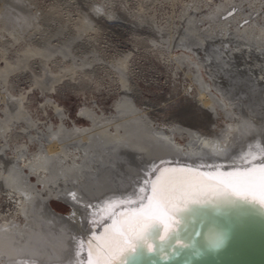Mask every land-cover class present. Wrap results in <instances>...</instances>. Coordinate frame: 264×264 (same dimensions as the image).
<instances>
[{
  "label": "bare ground",
  "instance_id": "1",
  "mask_svg": "<svg viewBox=\"0 0 264 264\" xmlns=\"http://www.w3.org/2000/svg\"><path fill=\"white\" fill-rule=\"evenodd\" d=\"M196 18L193 31L188 32L189 40L195 39L193 43L198 49L181 45V55L196 65L193 100L198 110L210 118L207 132L159 126L149 116L153 108H137L127 99L117 103L109 117L94 109H84L82 116L91 125L74 124L70 128L64 122L67 114L58 104L54 105L61 121L60 130L48 135L45 151L36 153L34 158L22 153V158L15 161L20 156L17 155L9 168L11 172H3L0 179V193L6 185L7 195L11 196L9 203L14 204L12 214H7L0 204V264H99L98 257L105 254L107 245L114 243L111 236L122 232V219L136 213L140 205L149 204L151 182L159 169L191 170L169 167L173 164L201 168L210 177L231 186L242 181L239 190L253 191L252 187L260 185L255 178L244 176L247 172L226 171L252 167L251 172H264V0H224L202 18ZM20 20L19 23L25 21ZM109 20L108 17L106 22ZM211 45L218 48L220 62L208 54L198 55L201 51L207 53ZM206 64L216 67L215 74L203 68ZM124 88L130 97L138 94L127 82ZM224 90L233 94V100L243 99L233 103ZM8 100L9 109L21 114L24 105L16 104L11 96ZM236 105L253 108L260 119L244 116L247 128L242 129L240 116L235 115L234 123H225L218 131L220 111L233 112ZM202 121L205 122L196 118L193 123ZM1 130L6 132L0 124ZM186 135L187 143L177 140ZM73 137L76 141L71 146ZM0 154L9 160L4 150ZM52 156H61V160L70 163L57 162V166L39 161ZM89 159L95 161L89 164ZM245 178L248 181L243 184ZM54 200L68 204L75 215L57 212ZM160 218L167 222L164 216ZM89 239L97 245L96 251L89 246Z\"/></svg>",
  "mask_w": 264,
  "mask_h": 264
},
{
  "label": "rangeland",
  "instance_id": "2",
  "mask_svg": "<svg viewBox=\"0 0 264 264\" xmlns=\"http://www.w3.org/2000/svg\"><path fill=\"white\" fill-rule=\"evenodd\" d=\"M222 1L0 0V124L7 132L0 131V153L4 150L9 156L6 160L0 154V179L3 172H11L9 168L17 155L20 156L15 161L22 158V153L34 158L36 153L45 151L48 135L60 130L56 104L67 114L64 122L70 128L74 124L91 125L82 116L84 109L109 117L115 112V105L127 99L137 108H153L149 116L159 126L207 132L210 118L198 110L193 100L197 68L181 55V45L198 49L195 39L189 40L194 19L202 18ZM108 17L110 22H106ZM18 18L25 21L19 23ZM218 52L211 45L207 53L201 51L198 55L208 54L220 62ZM203 68L211 74L217 70L210 64ZM125 82L137 91L135 97L125 93ZM225 94L234 97L227 90ZM10 96L12 100L17 98L16 104L24 105L21 114L9 109ZM232 110L224 114L220 111L218 131L225 123H234L235 115L240 116L242 129L247 128L244 116L260 119L249 106L236 105ZM9 115L12 116L8 118ZM196 118L205 122L193 123ZM73 138L71 146L76 141ZM177 140L185 144L188 137ZM57 156L39 161L57 166L70 163ZM93 161L89 159L88 163ZM33 179L37 182L35 176ZM4 189L0 204L7 214H12L14 204L9 203L11 196L7 195L6 185ZM57 201H53L57 212L73 217V208Z\"/></svg>",
  "mask_w": 264,
  "mask_h": 264
},
{
  "label": "snow or ice",
  "instance_id": "3",
  "mask_svg": "<svg viewBox=\"0 0 264 264\" xmlns=\"http://www.w3.org/2000/svg\"><path fill=\"white\" fill-rule=\"evenodd\" d=\"M229 15L232 13L229 12ZM151 188L149 204L140 205L139 216L123 218L125 221L131 219L132 222L124 225L121 234L111 236L114 243L107 245L105 254L98 257L99 264H129L134 258L157 254L169 259L165 245L174 241L170 251L172 255L179 256L182 251L195 248L194 236L203 237L201 247L218 250L225 245L229 233L226 226L215 219L213 213L216 209L230 206L245 210L258 206L264 212V193L259 198L242 194L239 183L229 190L191 170L159 169L155 180L151 182ZM72 195L75 199V194ZM165 210L171 214L167 222L153 218L165 216ZM204 217L209 218L207 223H201ZM104 232L108 233V227H105ZM123 233H127L130 243ZM88 244L93 251L97 250V245L91 239ZM195 254L202 255L199 251Z\"/></svg>",
  "mask_w": 264,
  "mask_h": 264
},
{
  "label": "water",
  "instance_id": "4",
  "mask_svg": "<svg viewBox=\"0 0 264 264\" xmlns=\"http://www.w3.org/2000/svg\"><path fill=\"white\" fill-rule=\"evenodd\" d=\"M173 166L191 169L195 171V173L203 174L206 179L220 183L229 190H233V186L228 185L222 179L210 177L206 173V170L201 168L186 164H173L169 167ZM251 169L252 167H248L247 169H241V171L235 169L226 172H247L248 174L244 176L255 178L257 180L256 182L260 184L258 187H252L253 191L243 189L240 190V192L242 194L259 198L260 195L264 193V172H251ZM246 181H248V178L243 180V184ZM236 183H239L241 186L242 181H237ZM140 214V207H138L137 212L132 214L129 218L137 217ZM170 215L171 214L167 213L165 210L164 217L166 218V221L167 217ZM213 215L217 222L226 226V230H228L229 233L228 239L222 248L218 250H207L206 248L201 247L204 242L203 237L194 236L192 239L195 243V248L191 251L184 250L179 256L172 255L170 249L175 243L172 241L168 245H165L166 251L169 252V259H165L159 254L147 255L134 258L133 260H130L129 264H264V212H262L258 206L256 208H248L245 210H237L230 206H222L219 209H216ZM153 218L161 219L157 216ZM208 220V217H204L201 219V223H207ZM131 222V219L127 221L122 219V232L124 225ZM102 232L103 230L98 234H101ZM121 233L116 234L118 235ZM123 234L130 243L131 240L127 237V233ZM196 251L201 252L202 255L197 256L195 254Z\"/></svg>",
  "mask_w": 264,
  "mask_h": 264
}]
</instances>
